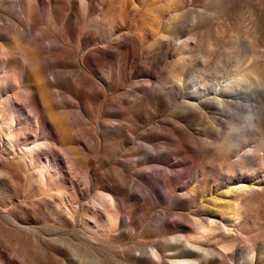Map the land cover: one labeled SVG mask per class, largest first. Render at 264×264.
Here are the masks:
<instances>
[{"label":"rangeland","instance_id":"374dc122","mask_svg":"<svg viewBox=\"0 0 264 264\" xmlns=\"http://www.w3.org/2000/svg\"><path fill=\"white\" fill-rule=\"evenodd\" d=\"M257 197L264 0H0V264H264Z\"/></svg>","mask_w":264,"mask_h":264},{"label":"bare ground","instance_id":"6f19581e","mask_svg":"<svg viewBox=\"0 0 264 264\" xmlns=\"http://www.w3.org/2000/svg\"><path fill=\"white\" fill-rule=\"evenodd\" d=\"M26 51V50H25ZM29 55V54H28ZM5 77L7 80H12L14 77V72L12 70H7L5 73ZM247 202H248V208H249V213L247 214V216L249 218H255L256 220H258V215H259V211L264 209V201L260 198L257 197L255 199H251V198H247ZM104 204L105 206L109 205L108 200L104 199ZM109 207V206H108ZM108 216L110 217L111 222H116L117 220V216L112 212V211H107ZM252 221V220H251ZM251 224V223H250ZM254 225V224H253ZM246 228V227H245ZM254 235V234H253ZM252 235V237H253ZM256 235V234H255ZM246 237V236H245ZM249 238V237H248ZM254 238V237H253ZM247 239V238H246ZM255 239V238H254ZM253 239V240H254ZM260 239V238H259ZM230 240V241H229ZM244 240V238H243ZM248 240H251L250 238ZM247 240V241H248ZM251 240V241H253ZM256 240V239H255ZM233 241H234V237L230 236L229 239H226L225 242H229L228 243V248H232L233 247ZM246 241V242H247ZM256 242V241H255Z\"/></svg>","mask_w":264,"mask_h":264}]
</instances>
